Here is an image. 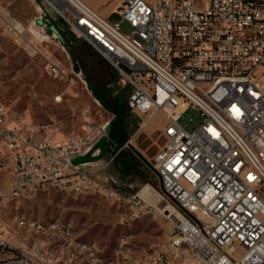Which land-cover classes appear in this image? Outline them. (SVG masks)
I'll return each instance as SVG.
<instances>
[{
    "label": "built area",
    "instance_id": "built-area-1",
    "mask_svg": "<svg viewBox=\"0 0 264 264\" xmlns=\"http://www.w3.org/2000/svg\"><path fill=\"white\" fill-rule=\"evenodd\" d=\"M46 1L131 85L128 104L139 130L158 115L165 118L164 143L151 169L162 185L157 194L175 211L159 209L172 229L154 254L129 259L117 250L116 258L125 264H193V257L198 264H264V0H124L117 19L84 0ZM48 70L64 77L56 64ZM0 129V142H9L13 196L31 197L46 187L99 191L135 207L136 217L144 213L139 194H121L99 181L101 159L72 163L106 134L105 124L57 142L11 126L0 103ZM145 202L154 212L157 206ZM22 221L31 223V217H18ZM55 223L67 231L58 241L74 246L72 227ZM38 224L48 232L49 223ZM83 245L92 262L85 254L65 261L43 239L31 242L16 262L103 264L102 250ZM14 248L0 225V255Z\"/></svg>",
    "mask_w": 264,
    "mask_h": 264
},
{
    "label": "rangeland",
    "instance_id": "rangeland-1",
    "mask_svg": "<svg viewBox=\"0 0 264 264\" xmlns=\"http://www.w3.org/2000/svg\"><path fill=\"white\" fill-rule=\"evenodd\" d=\"M84 1L103 16L117 19L124 0ZM59 20L62 17L46 0H0V103L11 126L31 131L37 137L65 141L86 135L92 125L105 124L108 128L113 114L93 96L90 87V80L101 77L100 73L110 65L87 41L82 49L86 61L76 64L51 26ZM17 21L25 27L22 32L9 27ZM122 28L130 29L127 22L122 23ZM64 30L68 34L72 31L66 24ZM50 64L58 65L64 77L53 76L48 70ZM118 84L120 89L127 85L120 74ZM129 121V140L133 144L126 148H132L147 162L144 169L148 181L137 175H118L113 160H108L114 151L106 153L98 163L96 176L104 186L121 194H139L145 201L153 202L157 206L154 212L148 211V203L142 201L144 213L136 217L135 207L99 191L75 193L46 187L31 197H15L10 193V162L0 176V225L4 237L15 248L14 252L1 254V261L26 264L16 261L22 259V250L40 237L36 234L40 231L19 224L18 217L22 216L70 225L79 240L95 243L97 250L103 251L102 257L116 264L123 261L116 258L117 250L129 259L155 253L173 226V221L159 212V204L164 202L156 191H161L162 185L151 169V161L164 143L161 129L165 118L158 115L140 130L136 115H130ZM191 262L198 264L194 257Z\"/></svg>",
    "mask_w": 264,
    "mask_h": 264
},
{
    "label": "trees",
    "instance_id": "trees-1",
    "mask_svg": "<svg viewBox=\"0 0 264 264\" xmlns=\"http://www.w3.org/2000/svg\"><path fill=\"white\" fill-rule=\"evenodd\" d=\"M63 23L65 24L62 19L54 22L51 26L56 29L61 42L68 49L73 61L78 65L84 64L86 58L82 55V49L84 50L87 42L82 41L72 31H69V34L66 33ZM103 60L110 66L104 68V71L100 73L101 77L94 81L90 80V87L93 96L108 112L113 114L109 123L107 154L109 155L112 151L117 153L113 159L112 166L118 172V175L121 174L125 177L137 175L141 177L143 181L147 182L148 173L144 169V165L147 162L143 160L139 154H136L132 148L127 149L124 147L125 143L130 138L129 117L133 115L128 104L129 92H131L132 89L131 85L127 84L124 87L125 89H120L118 84V71L111 63L109 64L105 59ZM124 90H128V92ZM12 252H14V249Z\"/></svg>",
    "mask_w": 264,
    "mask_h": 264
},
{
    "label": "bare ground",
    "instance_id": "bare-ground-1",
    "mask_svg": "<svg viewBox=\"0 0 264 264\" xmlns=\"http://www.w3.org/2000/svg\"><path fill=\"white\" fill-rule=\"evenodd\" d=\"M14 25L17 28H24V25L21 22H14ZM26 32V31H25ZM36 34H38L39 32H35ZM60 99V98H58ZM0 136H3V129H0ZM9 151V142H0V176L2 171L7 168L8 164L10 163L9 161H6V154ZM12 168V166H11ZM41 189L43 188H35V193L39 192ZM161 200V198H160ZM163 203V201H161ZM159 207H161V209L166 210L167 212L170 211L171 214H174L175 211L174 209L168 205V204H159ZM160 209V208H159ZM148 211H152L153 210H148ZM43 223H49L48 224V232H58L60 234V236L62 238H67V231L62 228V226H60V224L55 223V221H50V222H43ZM21 225H28L32 228H35L36 230L40 231V232H46V225H40L38 224V220L37 219H32L31 218V223L29 221H22V223H20ZM76 245L80 246V247H85L87 248V246L83 245V244H88L85 243L84 241L79 240V238L77 237V243H75ZM89 244H93L91 245V252L92 253H99V251L97 250L96 244L95 243H89ZM92 257V254H89ZM102 262L104 264H112L114 263L113 260H106L104 257H102ZM116 264V262H115Z\"/></svg>",
    "mask_w": 264,
    "mask_h": 264
},
{
    "label": "crops",
    "instance_id": "crops-1",
    "mask_svg": "<svg viewBox=\"0 0 264 264\" xmlns=\"http://www.w3.org/2000/svg\"><path fill=\"white\" fill-rule=\"evenodd\" d=\"M55 31H56V29H55ZM112 117H113V115L111 116L110 120L112 119ZM25 133H31V134L36 135L35 133H32L31 131H27V130H25ZM57 142H61V141H57ZM30 231H34V230H30ZM34 232H36V231H34ZM36 234L40 235V237H37L35 240L43 239V240L47 241L51 252L54 253L55 255L61 257L63 260L70 261L71 257L74 254H85V262H92V257L89 254H86L87 253V248L80 247V246H78L76 244H74V246L67 245V244H64L61 241H58V239L56 237L57 236L59 238H62V237L56 231L55 232H42V233L41 232H36ZM35 240H33V241H35ZM103 255H104V253H102V256ZM121 264H125V261H122Z\"/></svg>",
    "mask_w": 264,
    "mask_h": 264
},
{
    "label": "water",
    "instance_id": "water-1",
    "mask_svg": "<svg viewBox=\"0 0 264 264\" xmlns=\"http://www.w3.org/2000/svg\"><path fill=\"white\" fill-rule=\"evenodd\" d=\"M109 123H108V128H106V134L103 135L100 138V140L86 154L73 157L72 163L81 164V163H85V162L100 160L103 157H105V155L107 153ZM98 149L100 150V152L97 154H94Z\"/></svg>",
    "mask_w": 264,
    "mask_h": 264
}]
</instances>
